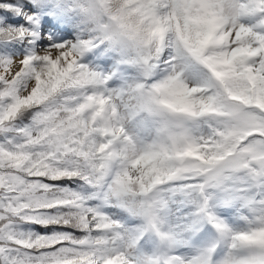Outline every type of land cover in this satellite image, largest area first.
Wrapping results in <instances>:
<instances>
[{"label": "snow or ice", "instance_id": "1", "mask_svg": "<svg viewBox=\"0 0 264 264\" xmlns=\"http://www.w3.org/2000/svg\"><path fill=\"white\" fill-rule=\"evenodd\" d=\"M0 264H264V0H0Z\"/></svg>", "mask_w": 264, "mask_h": 264}]
</instances>
